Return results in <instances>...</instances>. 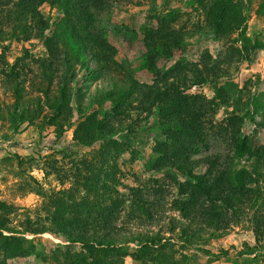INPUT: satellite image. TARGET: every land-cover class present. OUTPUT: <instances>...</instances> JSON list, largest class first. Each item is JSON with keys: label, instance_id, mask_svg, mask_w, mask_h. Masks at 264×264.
<instances>
[{"label": "trees", "instance_id": "1", "mask_svg": "<svg viewBox=\"0 0 264 264\" xmlns=\"http://www.w3.org/2000/svg\"><path fill=\"white\" fill-rule=\"evenodd\" d=\"M101 1L0 0V41L41 39L46 47V56L33 58L32 65L25 56L8 70V78L15 81L13 122L33 125L43 117L44 125L55 127L61 136L76 112L80 122L75 139L83 144L92 136L101 140L98 150L72 162L69 170L58 161H46V177L71 180L72 187L49 195L39 187L44 217L31 218L33 212L20 213L0 201V264L41 258L34 239L45 234L68 243L67 249L50 251L54 264H117L126 255L123 248L130 245L135 248L131 255L140 263L186 264V256L181 260L173 256L172 241L194 249L204 231L221 233L245 221L251 224L256 241L264 242V180H260L264 176L259 166L264 151L257 154L244 132L251 111L235 117L232 125H216L220 106L228 104L223 91L219 90L218 98L193 92L228 78L233 63L249 59L247 45L231 46L218 59L205 53L196 63L171 69L153 85L130 79L120 93L109 74L114 52L96 28L95 9ZM198 1L206 4L207 23L216 34L245 35L248 18L242 0ZM44 5L61 8L65 15L52 36L45 35L50 24L40 11ZM172 15L144 34V66L151 71L161 58H172L183 46L185 34L169 24ZM7 51L5 47L3 54ZM101 79L110 80L111 87L84 102L83 87ZM107 104L110 110H104ZM156 111L167 141L151 174L166 173L177 196L168 197L164 186L153 180V188H129L124 198H118L114 194L121 185L117 160L131 149L129 137L141 128L133 115ZM245 159L253 162L252 171L237 169ZM77 246L84 250L76 255ZM47 258L42 257L49 264Z\"/></svg>", "mask_w": 264, "mask_h": 264}, {"label": "rangeland", "instance_id": "2", "mask_svg": "<svg viewBox=\"0 0 264 264\" xmlns=\"http://www.w3.org/2000/svg\"><path fill=\"white\" fill-rule=\"evenodd\" d=\"M242 6L248 18L245 35L235 33L222 36L208 26L206 4L198 0H102L95 9L96 28L114 52V65L109 64V74L114 78L116 91L123 92L130 79L143 85H153L171 69L180 64L196 63L205 53L218 59L231 46L247 45L249 59L233 63L228 78L193 92L208 98H218L219 90L223 91L222 95L228 104L220 106L216 125H232L235 117L244 116L250 110L252 119L247 122L244 132L251 146L260 154L264 151V0H242ZM40 11L50 24L45 35L52 36L64 19V12L61 8L49 5L42 6ZM168 14H173L168 20L169 24L184 32V43L172 58H161L157 69L151 71L144 66V34L149 29L157 28ZM5 47L8 51L3 54ZM25 56L28 58L25 62L31 65L33 58L45 57V42L41 39L28 43L0 41V201L15 206L20 213L31 211V218H35L44 217V212L40 210L43 199L37 191L39 187L47 195L69 191L72 187L71 180L60 182L53 175L46 177V161H58L65 170H69L73 166L72 162L89 158L93 150H98L101 140L92 136L87 144H83L75 139V130L80 122L76 112L61 136L55 127L44 125L43 117L33 125L24 122L18 126L13 122L10 111L15 104L12 93L15 81L8 78L7 73L17 59ZM111 85L108 79L85 85L83 90L87 95L84 102H88V98L96 91L109 89ZM27 86L24 93L26 99L29 97ZM110 108L111 105L107 104L104 110ZM133 118L139 121L141 128L136 135L129 137L131 149L117 160L121 185L117 187L115 196L124 198L129 188H153V180H158L164 186L168 197L177 196L176 190L171 188L170 181L165 177L166 173L151 174V168L160 156L161 145L167 141L166 133L159 125L158 112L133 115ZM119 139L124 140V135ZM259 166L264 176V162ZM241 168L252 171L253 162L245 159L237 166V169ZM260 180L263 182L264 178ZM262 188L264 190V185ZM169 207L167 205L165 208ZM172 213L175 212L172 210ZM138 230L133 229L134 232ZM202 237L200 245L194 249H184L177 239L172 241L175 244L172 254L176 260L186 256V264H264V242L256 241L252 226L246 221L221 233L204 231ZM34 240L42 257H48L49 264H54L49 256L50 251L68 248V243L50 234ZM133 249L132 245L124 247L126 255L117 264H143L133 258ZM83 250V247L77 246L73 252L77 255ZM42 257L10 260L8 264H47ZM59 261L63 262L64 257H60Z\"/></svg>", "mask_w": 264, "mask_h": 264}]
</instances>
